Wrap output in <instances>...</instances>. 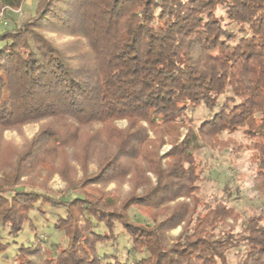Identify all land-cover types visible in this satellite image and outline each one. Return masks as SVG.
Instances as JSON below:
<instances>
[{
  "label": "trees",
  "instance_id": "1",
  "mask_svg": "<svg viewBox=\"0 0 264 264\" xmlns=\"http://www.w3.org/2000/svg\"><path fill=\"white\" fill-rule=\"evenodd\" d=\"M25 1L0 0L13 22L0 33V128L49 118L61 125L45 130L37 147L47 159L29 155L47 166L40 186L21 183L0 155L10 181L0 180V233L15 238L29 226L37 238L36 247L18 250L15 264H35L28 257L41 252L50 264H231L233 251L236 264H264V218H245L231 199L200 196L201 152L238 133L262 140L257 187L264 196V0H38L18 24L13 11ZM49 30L84 42L68 55L46 37ZM89 125L106 130L90 144L115 147L100 153L90 186L132 182L120 207L104 191L66 200L43 190L50 161ZM170 128L174 135L164 136ZM166 137L172 147L161 155ZM61 171L77 188L69 169ZM137 206L152 217L133 219ZM46 208L64 211L54 224L64 243L53 253L41 248L32 221V214L46 217ZM8 247L0 236V251Z\"/></svg>",
  "mask_w": 264,
  "mask_h": 264
},
{
  "label": "rangeland",
  "instance_id": "2",
  "mask_svg": "<svg viewBox=\"0 0 264 264\" xmlns=\"http://www.w3.org/2000/svg\"><path fill=\"white\" fill-rule=\"evenodd\" d=\"M37 1L38 0H26L22 11L19 9L13 11L15 13L14 18L18 24H21L26 19V14L28 15L29 12L33 13L35 11ZM5 14L4 11H0V33L5 31L6 28L11 29L13 27V22L8 21ZM46 37L57 47L61 48V50L67 52L68 55H72V49L74 50L78 47L76 41H81V43L84 42L72 35L61 34L52 30L46 32ZM81 47L85 50V45ZM113 123L119 128H126L128 125L126 120H115ZM55 124L60 128L61 124H58L57 120L49 118L33 121L14 128L4 129L2 131L0 128V155L6 159H10L13 166L9 168L8 171H10L12 175L15 176L17 170L18 175L22 174L20 178L21 183H30L28 185H32L33 187L43 184L40 179V172H42L41 169L47 166L41 164L40 160L30 158L29 155L33 154L32 157L38 156L39 158H44V160L47 159L46 155L40 154L42 150H39L37 147L45 143L43 140L46 138L45 134L48 132L47 130L49 127H55ZM45 130L47 132L44 133ZM103 130H105V128L102 127V125H89L82 128L78 131L81 137L78 139L76 145L71 144L65 149L59 150V154L55 156V158L52 156L54 159L50 162L54 163V172L52 177L44 182L46 189L43 190L52 194L54 198H63L66 200L70 196L76 194H83L86 198L90 199V193H93V196L98 198L102 196V191H104V193H106L105 197L112 198L120 207L124 203L123 200L128 197L133 189L132 182H129V180L112 182L104 186V188H102L101 185L90 186V176L96 174L98 171V158H100V153L105 149L112 151L115 148L113 144H106L105 148L103 144H90V140H93L92 136L102 140V134L98 132ZM174 133V130L170 128L165 129L163 135L172 136ZM180 134L183 139L186 131L181 129ZM150 135L152 139L161 138L162 136V134L152 131H150ZM36 137H38L37 140L41 138V141L39 140V143L36 141L35 145L31 146ZM222 140L223 144H216L215 149H205L200 154L205 164V179L200 185L202 191L200 196L203 198L207 195L214 194L219 198L231 199V205H233L238 213L245 218L247 216L264 218V196H261L257 187V174L259 171L257 149L259 145H262V140L259 138H246L242 133H238V135H226ZM99 147L100 149H98ZM171 147L170 139L166 137L165 144L160 148L161 155L167 153ZM227 147L233 149V151L227 150ZM90 150L92 151V155H90ZM95 150L96 152L99 151L96 155L97 157L95 156L90 159V157L96 153ZM20 154L21 160L17 162L18 158L16 156H20ZM50 162L48 165H50ZM63 164H67V166H63ZM62 166L69 169L70 176L74 181L73 184L78 183L77 188L68 185L66 181L68 175L65 171H61L63 168ZM0 167V180L3 179L1 184L5 186L10 183V181H6V177H4V171L7 173V166L0 165ZM14 167H17L16 171L13 169ZM12 170L15 172H12ZM25 173L30 175H23ZM149 175L153 177L150 173ZM70 187L74 189L72 190ZM46 212V217H35L32 214V221L38 232L40 238L38 243L41 244V248L43 251L53 253L55 244L64 243L62 233L54 228L57 219L59 217H64V211L63 209L52 210L46 208ZM129 213L133 219L137 215L138 217H136V219L143 216L150 219L154 211L152 209L137 206L135 210L131 209ZM85 224V219L81 216L78 220V226L81 228ZM119 230L120 228L117 227V232H119ZM180 230L181 228L174 229L170 234L176 236L179 234ZM0 236L4 243L9 244L6 251H0V264H15L18 250L21 247L34 248L37 245L35 233L30 230L29 226H26L24 231L15 238L10 237L5 232L0 233ZM63 246L65 245H60V249ZM233 255L234 251L229 255L230 262L231 264H236L238 259L234 258ZM28 258L35 261V264L52 263V261H47V254L45 252H41L40 256H33L31 254Z\"/></svg>",
  "mask_w": 264,
  "mask_h": 264
}]
</instances>
